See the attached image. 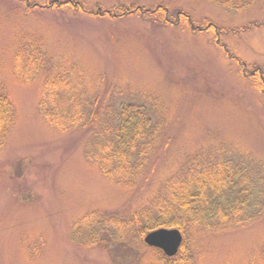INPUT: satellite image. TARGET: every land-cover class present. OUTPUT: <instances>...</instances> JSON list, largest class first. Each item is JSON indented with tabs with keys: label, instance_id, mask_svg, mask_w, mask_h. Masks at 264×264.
<instances>
[{
	"label": "rangeland",
	"instance_id": "obj_1",
	"mask_svg": "<svg viewBox=\"0 0 264 264\" xmlns=\"http://www.w3.org/2000/svg\"><path fill=\"white\" fill-rule=\"evenodd\" d=\"M77 1L105 8L164 5L228 29L259 25L226 43L246 63L264 68V0L240 13L208 0ZM25 36L44 41L55 63H80L88 83L103 77L105 85L118 89L112 96L117 102L148 103L153 93L174 140L164 169L194 149L220 148L252 164L256 191L250 222L198 237L194 244L199 264H264V102L236 67L204 35L136 17L110 21L49 9L27 13L16 0H0V88L15 108L0 150V264H140L154 255L129 242L90 249L70 242V227L79 217L92 210L122 213L132 196L86 164L84 133L61 135L40 119L41 77L24 86L10 69L14 48Z\"/></svg>",
	"mask_w": 264,
	"mask_h": 264
},
{
	"label": "trees",
	"instance_id": "obj_2",
	"mask_svg": "<svg viewBox=\"0 0 264 264\" xmlns=\"http://www.w3.org/2000/svg\"><path fill=\"white\" fill-rule=\"evenodd\" d=\"M16 1L27 13L49 9L110 21L136 17L156 27L204 35L264 102V68L246 63L226 43L227 37L247 33L259 25L228 29L206 19L199 23L184 11L164 5L105 8L98 4L90 7L77 0H48L44 5ZM208 1L240 13L256 0ZM20 40L11 57V74L24 86L41 77L37 105L40 119L61 135L84 133L86 164L132 196L122 213L92 210L79 217L69 230L71 243L90 249L104 243L129 242L154 253L140 264H199L194 244L198 237H212L250 222L256 191L252 164L240 157L230 158L233 153L220 148L194 149L187 158L180 156L169 170L164 169L174 140L167 132L162 104L153 93L147 95L148 103L117 102L113 97L118 89L105 85L103 77L88 83L80 63L53 62L46 44L38 37ZM14 122L13 102L0 88V150ZM160 228L177 229L182 234L183 242L175 257L167 258L143 243L147 233Z\"/></svg>",
	"mask_w": 264,
	"mask_h": 264
},
{
	"label": "water",
	"instance_id": "obj_3",
	"mask_svg": "<svg viewBox=\"0 0 264 264\" xmlns=\"http://www.w3.org/2000/svg\"><path fill=\"white\" fill-rule=\"evenodd\" d=\"M183 236L177 229H157L147 233L143 237V243L151 248L159 250L165 257H175L182 245Z\"/></svg>",
	"mask_w": 264,
	"mask_h": 264
}]
</instances>
